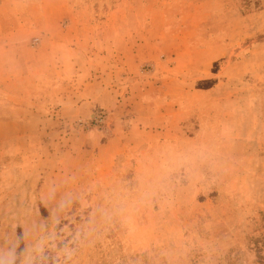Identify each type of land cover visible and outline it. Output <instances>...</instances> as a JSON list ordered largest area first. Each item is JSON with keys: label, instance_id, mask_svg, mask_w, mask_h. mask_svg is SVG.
<instances>
[{"label": "rangeland", "instance_id": "374dc122", "mask_svg": "<svg viewBox=\"0 0 264 264\" xmlns=\"http://www.w3.org/2000/svg\"><path fill=\"white\" fill-rule=\"evenodd\" d=\"M144 15L148 33L190 42L176 73L197 86L162 135L137 116L155 91L108 107L122 75L100 77ZM263 35L264 0H0V80L40 71L47 97L12 123L0 90V264H264ZM114 128L122 151L106 159L88 132Z\"/></svg>", "mask_w": 264, "mask_h": 264}, {"label": "crops", "instance_id": "0c3cea01", "mask_svg": "<svg viewBox=\"0 0 264 264\" xmlns=\"http://www.w3.org/2000/svg\"><path fill=\"white\" fill-rule=\"evenodd\" d=\"M142 22L144 24L146 23L145 27L138 33L131 32L128 33V36L126 35L127 37L124 36L122 38V42L119 43V47H111L110 53H108L110 55L105 56L104 52V54H102L103 56L100 54V59L98 60V62L100 61V77L105 79V76L109 74H120L119 76L122 75V78L120 79L121 85L118 83L109 84L106 89L109 94L107 101L110 105H108V107H116V109L120 108L126 101L137 96L141 97V101L145 102L146 97H148L151 92L155 91V99L157 101L161 100V103L152 109L153 113L151 114L145 111L146 106L145 104H142L144 111H139L137 116L142 117L140 122H143L144 128H146L145 126H149L151 128L155 127V134L162 135L166 132V130L163 131L164 120H166L165 127L171 128L175 126V120L179 118H188L190 115L189 112L192 111L187 108V105H185L184 102H186L185 98L189 92L197 87L195 86L196 82H193L194 79L191 78L189 79L183 76L180 78L178 77V73H176V70L180 69L179 64L183 59V54L188 52V48L186 47H189L190 42L181 43V41H179V43H181L180 45L168 44V41L164 40V38L167 36L171 37L170 34L173 32L166 33L162 31L161 35H153L152 33H148L146 29V26L148 23H151L152 20H145L144 15ZM156 22H162V25L166 24L169 29L172 24V20L170 18L168 19L164 16L161 17V15L157 16ZM188 41L190 40L188 39ZM153 53L154 55H158L156 61L157 63H161L164 68L159 70V67H156L157 64L155 65L154 63L155 71L153 77L158 79H153L151 82L147 78L149 72H146L143 66L145 63L152 60L147 56ZM114 56H117L119 59ZM168 58L174 60L172 66H166L165 62ZM11 62L13 65L19 63L22 64L20 60L13 61L12 59ZM28 63L29 62H26L24 64ZM8 64L10 65L9 61ZM72 64L73 63L68 60L65 63L66 74H69L68 68L70 70L73 68ZM108 65H111L112 67H109ZM35 72L32 76L28 73V71L23 72L24 74L12 73L9 74L7 78L0 80V90L4 93V96L6 95L4 98L5 114L3 113L2 115L11 118L12 123H26L24 118H21V114L40 111L41 104L38 102L47 98L46 95H42L44 86L39 83V86L41 85L39 90V88H37V82L34 78V75L40 74V71ZM125 75L127 77H123ZM137 75H139V78H137ZM12 86L20 87V91H13L14 89L11 88ZM82 102L85 103L86 101L84 100ZM171 103H174L175 105H168ZM176 104L178 105L176 106ZM183 105L185 106L183 107ZM129 107L131 108V106ZM78 108L81 109L82 107L78 106ZM87 108L86 114L91 115V108ZM8 111L13 112L16 115L13 113L10 114ZM90 115H88V117ZM134 122L135 120H130L131 125L134 124ZM159 127H161V129H159ZM117 130L118 129L116 128L111 129L108 134H112L108 136L106 130L91 129V131L89 130L90 132H88L92 135L91 145L92 142L97 143L99 154L105 152L104 157H106V159H111L122 151V141H120L118 137ZM151 132H153V130H151ZM146 133H150V131ZM102 162H104L102 167L106 166V172L109 165H111V162H107L106 160H102Z\"/></svg>", "mask_w": 264, "mask_h": 264}, {"label": "built area", "instance_id": "2783aa9c", "mask_svg": "<svg viewBox=\"0 0 264 264\" xmlns=\"http://www.w3.org/2000/svg\"><path fill=\"white\" fill-rule=\"evenodd\" d=\"M104 121V118L102 115H97L94 119H93V123H97V124H101Z\"/></svg>", "mask_w": 264, "mask_h": 264}, {"label": "trees", "instance_id": "16d2710c", "mask_svg": "<svg viewBox=\"0 0 264 264\" xmlns=\"http://www.w3.org/2000/svg\"><path fill=\"white\" fill-rule=\"evenodd\" d=\"M263 39H264V35H263Z\"/></svg>", "mask_w": 264, "mask_h": 264}]
</instances>
